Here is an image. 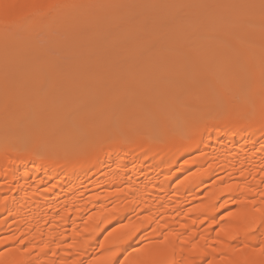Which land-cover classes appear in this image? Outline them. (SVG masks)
<instances>
[{
    "label": "bare ground",
    "instance_id": "1",
    "mask_svg": "<svg viewBox=\"0 0 264 264\" xmlns=\"http://www.w3.org/2000/svg\"><path fill=\"white\" fill-rule=\"evenodd\" d=\"M198 1L207 2V17L217 14L215 2L223 5V12L230 7L225 0ZM101 2L109 6L108 13L95 8L103 6ZM129 2L0 0L1 51L23 47L27 35L7 28L28 18L45 34L71 29L75 49L84 50L90 42L93 48L79 65L64 60L65 70H98L108 100L118 82L114 58L128 55L135 69L126 80L130 89L123 99L130 100L134 90L149 95L148 101L139 99L132 112L121 105L118 136L105 117L84 113L77 131L38 105L43 133L32 130L36 145L11 141L0 146V264H264L260 51L248 58L254 65L252 78L245 74L239 83L221 77L219 57H204L199 81H217L216 96L191 99L194 109L182 114L163 110L158 90L148 82L153 78L151 55L138 59L137 53L167 34L161 24L145 27L144 15L128 26L139 39L131 28L118 27L117 16L126 12ZM135 2L144 6L149 1ZM155 2L156 11L169 14L183 0ZM184 10L186 23L202 16ZM31 71L27 64L23 73L5 77L0 67L2 89L22 87L34 94L38 82ZM61 85L58 80L51 84L69 107L77 105L74 92ZM146 102L163 126L157 137L141 114ZM23 110L0 94V119ZM27 124L40 125L35 117Z\"/></svg>",
    "mask_w": 264,
    "mask_h": 264
},
{
    "label": "rangeland",
    "instance_id": "2",
    "mask_svg": "<svg viewBox=\"0 0 264 264\" xmlns=\"http://www.w3.org/2000/svg\"><path fill=\"white\" fill-rule=\"evenodd\" d=\"M129 1L126 5V7L128 6L126 12L119 13L120 15L117 16L121 20V23H117L118 27L121 24L124 28L130 29L131 27L128 26L138 16L143 17L144 15L143 19L146 18L145 27L149 28L152 25L160 27L162 25L161 28H165L167 34V37L162 41L154 42L152 39L153 44L149 45V50L141 49L137 53L138 59H143L148 53L151 55L153 78H150L148 82L155 90H158L161 96L160 107L163 110L170 109L175 114H182L194 109L191 99L204 96L210 99L216 96L217 81H199L202 72L201 60L204 57L208 59L219 57L223 67L219 74L221 77L222 75L229 77L235 83H239L245 74L252 78L251 70L254 65L248 61L252 51H260L261 64L264 66V0H225L230 4L225 12L222 11L224 10L223 5L221 8V5L218 6L220 2H215L217 14L213 17L206 16L207 2L198 0L178 2V5L169 10V12L172 11L169 14L158 8L156 11L159 3L155 2L157 0H146L149 2L144 6L140 3L136 4L135 1L139 0ZM101 4L103 6L98 5L95 8L108 13L106 8L109 6L104 2ZM139 6L141 7L139 8ZM147 7L148 9H146ZM186 7L191 14L200 12L202 15L194 24L186 23L182 18ZM189 9L197 11L193 12ZM156 12H158L157 16ZM161 12H163V17ZM221 13H225L224 17L217 16ZM29 20L28 18L13 28H7V31L27 35V40L23 47L6 51L0 50V67L3 70L2 75L6 77L13 73H23L24 67L30 64L32 66L31 74L37 78L38 85L34 89V94L30 92L26 94L22 87H13L4 91L0 79V94L12 104L23 105L24 108L21 114L1 116L0 146H9L11 141L23 146L36 145L31 136L32 130H36L39 135L43 133L41 126L43 112L39 110V107L49 108L53 111L55 120H59L64 127L77 131L80 127L79 119L84 113L100 118L105 117L118 136L121 105L125 103L126 110L132 112L136 103L140 101L139 99L144 98L148 101L149 98L148 94H139L137 90H134L130 100L123 99L130 89L126 80L135 69L131 57L119 55L114 58L113 69L118 82L113 86L108 100H105L103 91L106 83L98 70L80 73L78 66H73L68 70L64 69V60L71 59L74 64L78 65L81 61H85L93 48L91 42L84 50L75 49L76 40L72 38L74 31L71 29L60 33L53 30L51 34H45L39 28L31 26ZM212 20L213 22H211ZM130 31L134 33L135 39H139L137 32H133L132 28ZM54 80H58L63 85L61 86L64 91L72 90L74 92V102L77 105L69 107L64 96L54 92L51 86ZM243 100H247L246 94L243 95ZM144 106L145 109L141 111V114L151 125L152 135L157 137L163 126L160 120H155L153 106H150L148 102ZM219 111H224L223 105L219 106ZM33 117L39 121V124L41 123L39 126L27 124ZM191 129L192 127L187 131H191ZM179 139L180 136L177 141Z\"/></svg>",
    "mask_w": 264,
    "mask_h": 264
}]
</instances>
